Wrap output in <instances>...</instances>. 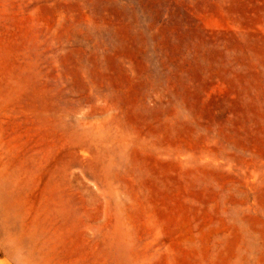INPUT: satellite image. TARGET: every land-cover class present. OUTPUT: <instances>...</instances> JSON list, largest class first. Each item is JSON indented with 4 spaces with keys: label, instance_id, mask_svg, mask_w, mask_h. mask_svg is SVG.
<instances>
[{
    "label": "rangeland",
    "instance_id": "1",
    "mask_svg": "<svg viewBox=\"0 0 264 264\" xmlns=\"http://www.w3.org/2000/svg\"><path fill=\"white\" fill-rule=\"evenodd\" d=\"M0 264H264V0H0Z\"/></svg>",
    "mask_w": 264,
    "mask_h": 264
}]
</instances>
